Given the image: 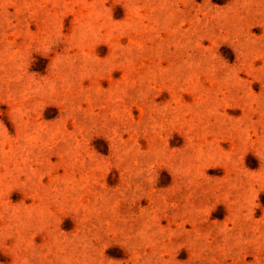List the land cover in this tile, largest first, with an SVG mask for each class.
Returning a JSON list of instances; mask_svg holds the SVG:
<instances>
[{
	"label": "rangeland",
	"instance_id": "374dc122",
	"mask_svg": "<svg viewBox=\"0 0 264 264\" xmlns=\"http://www.w3.org/2000/svg\"><path fill=\"white\" fill-rule=\"evenodd\" d=\"M0 264H264V0H0Z\"/></svg>",
	"mask_w": 264,
	"mask_h": 264
}]
</instances>
